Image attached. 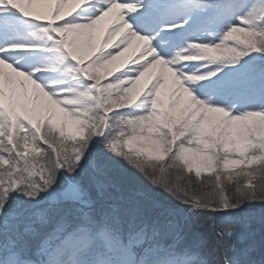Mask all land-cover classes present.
<instances>
[{
  "label": "snow or ice",
  "instance_id": "obj_1",
  "mask_svg": "<svg viewBox=\"0 0 264 264\" xmlns=\"http://www.w3.org/2000/svg\"><path fill=\"white\" fill-rule=\"evenodd\" d=\"M257 204L264 0H0V264H264Z\"/></svg>",
  "mask_w": 264,
  "mask_h": 264
},
{
  "label": "trees",
  "instance_id": "obj_2",
  "mask_svg": "<svg viewBox=\"0 0 264 264\" xmlns=\"http://www.w3.org/2000/svg\"><path fill=\"white\" fill-rule=\"evenodd\" d=\"M118 180H122L120 176L117 177ZM129 180H126V182ZM124 182V181H122ZM142 188V186L140 187ZM160 194L161 197L165 198L166 193H156ZM248 217L244 231L246 233V244H251L253 246V258L259 259L257 262L264 260V207L259 204L249 209L246 212Z\"/></svg>",
  "mask_w": 264,
  "mask_h": 264
},
{
  "label": "rangeland",
  "instance_id": "obj_3",
  "mask_svg": "<svg viewBox=\"0 0 264 264\" xmlns=\"http://www.w3.org/2000/svg\"><path fill=\"white\" fill-rule=\"evenodd\" d=\"M116 176L121 177V181L118 180L119 183H121L124 187L126 188H135V189H141L140 187L142 186V178L139 177L138 173H134L131 170H125V169H120L117 173ZM126 180H129L126 182ZM124 181V182H122ZM154 198H158L161 200V202L164 201V198L161 197L160 194L155 195ZM256 261L259 259L254 258Z\"/></svg>",
  "mask_w": 264,
  "mask_h": 264
}]
</instances>
